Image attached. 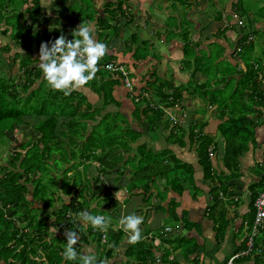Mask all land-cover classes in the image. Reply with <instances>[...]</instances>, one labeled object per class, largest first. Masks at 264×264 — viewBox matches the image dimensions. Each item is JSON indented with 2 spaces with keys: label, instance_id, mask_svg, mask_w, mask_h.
<instances>
[{
  "label": "trees",
  "instance_id": "1",
  "mask_svg": "<svg viewBox=\"0 0 264 264\" xmlns=\"http://www.w3.org/2000/svg\"><path fill=\"white\" fill-rule=\"evenodd\" d=\"M60 1L66 5L69 0ZM50 9L53 10V7L50 6ZM87 10H94L93 0L74 1V5L58 9L56 17L42 15L44 8L41 0H0V33L4 36L9 35L11 38L5 44L0 43V52L5 55L6 61L10 58L9 60L13 61L18 66L17 70H21L22 73L15 78H12L8 72L0 73V144L2 140H7L5 151H0V264H81L78 261H65L63 258L62 253L67 243L65 232L76 231L78 234L81 232L78 214L84 211L85 207L89 209L96 196L99 202L104 200L102 212H105L103 209L107 207L106 202L109 205L116 204L117 201L111 191L101 189L100 185L104 183L105 176L116 172L121 173L120 176H124L127 170H130V175L127 177L129 181L125 188L130 196H134L135 193L147 195L152 189H156L157 198L166 202L168 193L172 192L182 196L185 189L193 191L194 198L204 195L205 191L197 186L198 179L195 166L201 167L203 169L202 182L212 186L208 215L213 220L221 222L218 223V229L223 234L226 233L230 223L229 220H226L227 215L224 207L227 204L230 206L232 202L223 201L221 194L227 195L234 191V188H230L232 187L231 182L241 179V159L250 150L249 142L255 138V128L262 124L261 121L258 123V115H260L261 120L262 112L252 105L250 99L254 98V94H259L260 100H264V92L262 91L264 84L262 80L260 83L256 80L257 73L261 76L264 75L263 68L260 67L256 70L249 69L247 66L248 71L243 73L245 75L241 81L237 82L239 84L237 87L231 80L226 85L232 91L231 97L227 100L228 104L221 105L220 99L222 98L218 95L220 91H210L208 88H212L213 81H216L217 85L220 81L221 83L225 81V79L219 78L221 74L229 76L232 72L228 73L229 71L221 69L219 65L215 64L218 57L214 56L210 59L207 55H203L205 58H199V56L193 58L189 49L186 48L184 57L187 67L192 64L191 67H195V70L191 73V79L187 85L170 88L171 92L160 88L155 93L164 98L162 103L165 106L161 107L156 104L155 99L151 98L152 101H149L144 96L137 102L136 97L138 95L134 96L129 88L127 89L133 97L137 110L148 121L150 129L158 130L162 128L161 126H167L165 128L169 132L166 136V143L170 146L178 145L183 148L189 145L188 147L195 151L197 160L193 162L194 164L183 161L171 149L155 150L145 143L134 148L131 144H136L143 133L132 129V124L126 113H121L119 109H110L112 102L119 108L114 97V89L116 86L125 87V75L121 73L113 78L114 75L108 72L96 74V77L99 75L100 79L97 80L95 77L91 87L94 90L98 89L95 91L104 103L95 107L79 90L73 91L68 96L52 90L39 67L41 43H48L51 46V42H54L60 35H66L57 28L52 31L43 28L42 32H39V28L34 22L47 19V22L53 25L52 19H62L64 29L70 31L68 40H72L74 37L71 33L77 29V25L74 26L75 20L85 18L90 21H87L88 23L92 22V18H90L92 15ZM250 10L251 8H244L242 5L238 12L240 16L248 18ZM259 10L260 18H264V6L260 7ZM258 13L256 12L255 17ZM98 20L101 25L105 24L106 26L105 20L101 18ZM255 20L257 21V18ZM255 20L248 19L249 30H251L249 34H256L251 25L253 22L255 25ZM260 21L262 20L260 19ZM240 22L243 23V21ZM241 30L244 35L239 42L243 44L248 54L253 53L254 43L245 45L246 35L244 32L247 29L241 28ZM11 42L15 43L16 46L12 45ZM12 51L16 52L12 54ZM125 70L128 72L132 88L136 90L137 86L130 78L131 73L126 68ZM199 73L206 77L205 83L197 84ZM87 86L89 87L88 84ZM184 92L187 93V97L184 96ZM210 92L213 95L209 99L207 94ZM238 92L240 99L236 103L233 100V106H230L229 102ZM197 95L201 99L208 98L209 105L219 104L216 111H218L217 118L221 123L215 133H206L205 129L208 122H202L201 119L199 122L197 119L193 120L189 128L184 127V125L173 128L170 125L172 121L166 115L164 108L174 110L177 115V108H182L184 102ZM77 96L83 103L82 107L80 102L75 99ZM61 103L72 105L74 107L72 111L75 114L71 117L61 115L57 111L59 110L57 106ZM177 105L180 106L176 108ZM51 109L54 110L49 115L48 112ZM62 112L64 111L62 110ZM109 114L113 115V119L108 116ZM78 117L84 119L80 120ZM30 119H34L33 124H29ZM106 119H110V121H106ZM117 119H121V122H116ZM164 119L167 122H164ZM89 122H96V124L89 127ZM102 123L105 124L110 139H99L96 136L94 128ZM120 123L125 129L120 127ZM58 125H61L65 130L59 131ZM23 126L32 129L35 136L27 137L20 143L17 140L19 144L15 145L12 153H8L12 140L16 141L12 137L16 134V130ZM111 128H114V131ZM119 129L123 130L119 131ZM111 132L113 134H110ZM122 132H127V134L122 135ZM33 139H36L37 142L32 143ZM109 140L114 144H111ZM120 145L125 149L122 153V150L117 149ZM209 148H213L214 153L218 154L219 149L223 150V165L228 171L226 178L221 173L216 175L215 165L208 152ZM63 150H65L64 154L59 153ZM134 150L136 155L128 156L129 158L126 159L125 155ZM56 154H58L59 159L68 162V168L65 169V166L62 165L61 167L55 162L50 168V158ZM2 161L4 163H1ZM91 162L99 165L96 177H92L90 173L89 179L80 185L67 184V178L71 180L74 173L82 175L79 168ZM263 168L264 165L261 169L263 170ZM50 173H53V176ZM225 179L229 180L225 182ZM48 184L55 188L51 195L48 193ZM261 187H264V177L261 182L254 183L248 188L252 193L249 207L254 211H256L255 201L260 194V189H257ZM40 188L41 190H39ZM92 189H94L93 194H90ZM64 196L68 198V201ZM95 204L96 207H100L99 203L96 202ZM178 205L173 199L168 204L167 209L163 207L162 209L164 212L170 213V216L178 219L176 212ZM255 217L256 214L250 220L251 228L254 225ZM191 224L184 218L186 230L190 231ZM110 225L111 222L105 234L106 242L102 241L103 231L89 228V226L86 235L79 234L82 239L93 237L99 248L107 249L105 259L112 256L113 251L117 248L116 245H119V239L123 235L121 230L112 229ZM52 227L57 228L58 236L49 230ZM176 229L178 228L176 227ZM51 236L53 239L49 241ZM162 242L170 245L173 253L182 249L186 250L188 263L199 264L197 255L199 246L195 244L193 247H189V244L196 242V240L186 236L170 237V234L166 233ZM147 243V241L138 242L135 247L138 248L135 251L136 254L138 251H142V246L145 249L152 247ZM186 247H189V250ZM76 251L81 255L79 250L76 249ZM135 252L128 249L126 255L133 257ZM145 252L148 255L146 250ZM192 255H196L194 259L191 258ZM105 259L103 258L102 261H106ZM142 259H140L141 261L138 260L139 264H145ZM100 262L97 261V264Z\"/></svg>",
  "mask_w": 264,
  "mask_h": 264
},
{
  "label": "crops",
  "instance_id": "2",
  "mask_svg": "<svg viewBox=\"0 0 264 264\" xmlns=\"http://www.w3.org/2000/svg\"><path fill=\"white\" fill-rule=\"evenodd\" d=\"M74 1L80 2V0H69L64 5L60 0H54L50 4L54 11L50 9L51 11L48 12V16L54 17V14L57 15L56 11L58 9L72 6L74 5ZM253 1L93 0L94 10H87V12L92 15L90 17L92 18L90 24L94 26L96 39L98 42L105 43L108 48V52L105 55L108 56V59L104 56L99 63L116 60L115 62L118 65L126 68L131 73L130 78L137 86L136 90H134L135 92H133L134 96L144 92L145 95L152 96L153 98L156 95V91L160 88H164V91L171 92L170 88H179L189 83L191 73L194 72L195 67H191L192 64H189V67H187V62L184 57V50L186 48L189 49V53H191V49H196L199 58H205L203 55H207L210 59L214 56L218 57L215 64L219 65L221 69L223 68L229 71L228 73L232 72L229 76L221 74L219 78L225 79V81H222V83L220 81L219 85L215 83L216 81H213L212 83H214L213 86L215 88H208L210 91H224L227 88L226 85L231 80L237 87V82L239 80L241 81L245 75L243 73L248 71L247 66L249 69L258 70L262 67L264 70V51L262 55L260 54L261 58L256 60V48H254L253 53L248 54L243 44L239 42L244 35L241 28H244L247 29L244 32L246 35L245 45L253 42L255 46L256 34H249L251 30H249L248 19L255 20L257 18L255 25L254 22L251 24L252 28H254L256 33L264 35V18H260V12L255 17L256 12L251 6ZM255 3L258 5V9L264 6V0H255ZM120 5L121 7L119 8ZM242 5L244 8H251L248 18L240 16L238 12ZM43 8V12H47L46 7ZM77 11L80 12V10ZM98 18L105 20L106 26L105 24L101 25ZM170 20L179 21L178 28L174 30L171 28L172 34L167 25ZM186 20L188 21V26L184 28ZM78 21L80 20H75L77 25L83 23ZM240 21H243V26H240ZM49 24L52 25V23ZM102 26L105 27L102 28ZM224 34H226L227 38H225L226 36ZM1 37L10 38L9 35H1ZM142 53H146L147 55L141 60ZM100 72H103V70ZM257 74V82L260 83L262 80L264 84V75ZM96 79H100L99 75H97ZM197 81V84L205 83L206 77L202 73H199ZM92 84L93 81L89 87L86 85L78 90L88 98V101L93 106L99 107L104 102L91 87ZM157 84L159 85L158 90L153 89V86ZM127 88L126 84L125 87L116 86L114 89V97L119 104V108L115 107V109H119L121 113L128 115L133 130L143 133V136L138 142L131 145L136 148L138 145L145 143L155 148V150L171 149L183 161L195 162L197 155L194 150L192 151L193 157H195L194 161L189 160L186 155L191 154L188 150L185 151L186 148L191 150L188 147L189 145L184 148L178 145L170 146L166 143V138L162 137L160 140H157L146 133L144 130V119L147 124L148 121L137 110L133 102V97H131L132 95H130V91ZM262 91L264 92L263 88ZM254 95V98L250 100L252 105L262 112L261 120L260 115H258V120L261 123L263 120V123H260L261 125L255 130V138L258 146H250V150L241 159V179L231 182L232 187L230 188H234V191L229 192L227 195L221 194L223 201L227 203L232 202L230 206L227 204L224 207L227 215L226 220L230 221L225 234L218 229V223L221 222L213 220L208 215L211 200L210 190L212 186L202 182L203 169L201 167L195 164L198 179L197 186L205 191L204 195L194 198L193 191L185 189L182 196H178L172 192L168 193L166 202H162L157 198L158 193L156 189H152L147 195L135 193L134 196H130L125 188L129 181L127 177L130 175V170H127L124 176H120L121 173L118 172L105 176L104 183L100 185L103 190L109 189L117 201L114 205H109L106 202L107 207L103 210H110L114 217V222L110 220V227L122 231L123 235L119 239V245H116L117 248L113 251L112 256L105 259L107 249L99 248L98 244L93 240V237L82 239L79 236V242L75 247L80 251L81 255L94 254L97 261H102L104 258L106 260L104 264H139L138 260L141 261L140 259L142 258L145 264H189L186 258V250L182 249L173 253L170 248L171 246L162 242L163 236L168 233L170 237L186 236L189 239L196 240V242L190 243L189 247H193L195 244L199 246L197 252L199 264H228L230 259L235 255L249 250L248 239L255 234V237L260 235V245L256 244L255 239V246L249 254L236 259L233 264H264V223L258 229L256 222H254L251 228L250 221H247V217L252 214L251 207H249L252 193L248 188L254 183L261 182L264 177V168L263 170L261 169L264 165V100H260L259 94ZM184 96L187 97L186 92H184ZM162 101H164V98L160 97L159 102L156 101V104L161 107L165 106ZM199 102L202 103V100L197 95L184 102L182 108H177L180 105L176 106L177 115H186L190 121L188 124L185 122L182 125L189 128L192 125V119H197L198 122L200 119H206L208 126L205 131L209 130V133H215L218 125L221 123L215 117L214 110L217 108V105H206L205 107L209 109L210 114L207 113L203 117L197 113L200 107ZM95 124L96 122H89L88 125L91 127ZM161 127L166 129L165 127L167 126ZM151 131L157 130H152L148 126V132ZM159 133L162 134V131H159ZM117 149L122 150L121 153L125 150L121 145ZM215 154L216 161L214 165L216 175L218 176L221 173L225 177L223 150L219 149V154L216 152ZM132 155H136L135 150L125 155V157L128 159V156L131 157ZM92 166L93 171L91 174L97 173L99 168L96 165ZM262 188L264 187L258 188L257 190L260 189L259 191L261 192L263 191ZM64 198L68 201L66 196ZM247 198H249V201ZM173 199L179 204V207H176L178 219L170 216V213L167 211L164 212L162 209V207L167 209L168 204ZM94 204L92 202V209L100 208ZM90 210L86 207L84 208V211L88 213ZM254 212L256 214V211ZM132 214L143 217V223L140 225L141 240L139 242L147 241V244L152 245L149 249H145L142 246V251H138L137 254L135 252L138 249L135 248L137 243L132 244L128 242V234L123 231L119 223L122 217ZM98 215L104 216L102 213ZM184 218L192 223L190 231L185 229ZM87 230L88 227L82 229L79 234L86 235ZM55 235L58 236V232ZM53 236L49 238V241L53 239ZM189 247H186V249L189 250ZM128 249L135 252L133 257L128 256V254L126 255ZM145 250L148 252V255ZM136 255L140 258L138 259ZM195 256L192 255L191 258L194 259Z\"/></svg>",
  "mask_w": 264,
  "mask_h": 264
},
{
  "label": "clouds",
  "instance_id": "3",
  "mask_svg": "<svg viewBox=\"0 0 264 264\" xmlns=\"http://www.w3.org/2000/svg\"><path fill=\"white\" fill-rule=\"evenodd\" d=\"M71 35L74 37L72 40L60 35L51 42V46L48 43H41L39 48V67L44 79L52 90L62 92L65 96L89 84L97 72L104 70L107 73L108 71L102 68L107 63L117 64L115 61L99 64L107 54L108 48L105 43L98 42L94 35V26L90 23H81ZM77 218L82 229L91 226L95 230L106 232L110 224V218L92 215L86 211L80 212ZM119 223L128 234L129 243L135 244L141 240L140 225L143 223V217L127 215L122 217ZM49 230L54 234L57 232L55 227ZM65 236L67 243L62 256L66 261L79 259L81 264H97L94 254L79 255L76 251L75 246L79 242V234L76 231H66ZM100 264L104 262L101 261Z\"/></svg>",
  "mask_w": 264,
  "mask_h": 264
},
{
  "label": "rangeland",
  "instance_id": "4",
  "mask_svg": "<svg viewBox=\"0 0 264 264\" xmlns=\"http://www.w3.org/2000/svg\"><path fill=\"white\" fill-rule=\"evenodd\" d=\"M54 0H41V3H42V6L43 7H46V10H47V12H43L42 13V15L43 16H48V12L49 11H51L50 10V4L53 2ZM252 8H253V10L255 11V12H260V10L258 9V5L255 3V0L253 1V3H252ZM55 15V17H56V14H54ZM18 20V19H17ZM80 21H78V22H85V23H88L87 21H86V19L85 18H80L79 19ZM52 22H54V24L53 25H50L48 22H47V19H44V21L43 20H38V21H35L34 23H36V25L38 26V28H39V32H42V29L43 28H48L50 31H52L54 28H57V29H61V31L63 32V33H65V37H66V39L68 40V37H69V34H70V31L69 30H65L64 29V21L62 20V19H52ZM48 23V24H47ZM187 23H188V21L186 20L185 21V26H184V28H186L188 25H187ZM45 24H47L46 26H44ZM75 24H76V22H74V26H75ZM81 24V23H80ZM178 24H179V21H176V20H170V21H168V26H169V30H170V33H171V28L174 30L175 28H178ZM77 25V24H76ZM73 26V27H74ZM78 26L79 25H77V28H78ZM1 30V29H0ZM172 34V33H171ZM170 36H172V35H170ZM3 37V36H2ZM1 37V34H0V43L1 44H5V43H7L9 40H10V38H8V37H4V38H2ZM12 43V42H11ZM103 43V42H102ZM12 45H14V46H16L14 43H12ZM255 59L256 60H258V59H260L261 57H260V54L262 55V52L264 51V35H262L261 33L259 34V33H256V40H255ZM16 51H12L11 53L12 54H14ZM146 53H142V55H141V57H140V59L142 60L143 58H145L146 57ZM191 55L193 56V58L194 57H196L197 56V51H196V49H191ZM105 58L106 59H108V56H105ZM10 59V58H9ZM8 59V61H6V59H5V55H3V53H1L0 52V60H2L4 63L2 64L1 62H0V73H10L11 75V77L12 78H15V77H19V75H21L22 73H21V70H17V68H18V66L17 65H15L14 64V62L13 61H11V60H9ZM202 61V60H201ZM9 62V63H8ZM99 64H102V63H99ZM204 64H207V63H204ZM10 71V72H9ZM103 72H105L104 70H103ZM92 82V81H91ZM91 82H89V84L88 85H90L91 84ZM158 87H159V85L157 84V85H155V86H153V89H156V90H158ZM212 88H215V86H213ZM96 91L98 90V89H95ZM151 90V89H150ZM220 91V90H219ZM157 92V91H156ZM232 93V91L230 90V89H228V87L226 88V90H224V91H220V92H218V95H219V97H221L222 99H220L221 100V105H223V104H228L227 103V100H229L230 99V94ZM78 95H80L79 93H78ZM213 95V93L212 92H210L209 94H207V97L210 99V97ZM139 96H144V97H146L149 101H152L151 100V98H152V96H148V95H145L144 94V92H142ZM240 93L238 92L237 94H235V97L233 96V98L231 99V101L229 102L230 103V106H233V100H235V103L238 101V99H240ZM153 98L155 99V101H158L159 102V100H160V96H157V95H155V96H153ZM208 98H204V99H201L202 100V103H200L199 102V108H198V111H197V113H198V115H200V116H206L207 115V113H209L210 114V111H209V109L207 108L206 109V105H208L209 104V100H208ZM223 98H226V99H223ZM75 99H76V101L77 102H80V104H81V107H82V105H83V103L81 102V100H80V98H79V96H77V97H75ZM154 104V103H153ZM219 105V104H218ZM218 105H217V107H218ZM59 107V110H57L61 115L62 114H64L65 116H67V117H71L72 115H74L75 114V112L74 111H72L73 109H74V107L72 106V105H68L67 103H61V104H58V106H57V108ZM62 107V108H61ZM115 107H116V104H114L113 102L110 104V109H115ZM127 107V106H126ZM64 111V112H62V110ZM109 109V110H110ZM122 109V108H121ZM53 110L54 109H51L49 112H48V114L50 115L52 112H53ZM124 111V110H123ZM214 111H216V109L214 110ZM217 113H218V111H216L215 112V117H217ZM112 114H109L108 116L110 117V118H112L113 119V115L111 116ZM52 116V115H51ZM51 116H49V117H51ZM80 118V120H82V119H84L83 117H78V119ZM60 119H62V118H60ZM167 119H168V117H167ZM33 120L34 119H30L28 122H29V124H33L34 122H33ZM41 120H44V119H41ZM192 120H196V119H192ZM191 120V121H192ZM208 120V119H207ZM37 121H39L38 119H37ZM106 121H110V119H106ZM121 122V119H117L116 120V122ZM204 121H206V119H202V122H204ZM164 122H167V120L166 119H164ZM185 122L188 124V122H190L189 121V119L187 118L186 120H185ZM258 123H259V120H258ZM262 123H263V120H262ZM144 124H145V128H144V130L146 131V133L150 136V137H152L153 139H157V140H160L162 137H164V138H166V136H167V132H168V130L167 129H163V128H161V129H159V130H157V131H151V132H148V124L145 122V119H144ZM120 125H121V123H120ZM170 125H172V127L173 128H176V127H178V126H182V125H173V124H171L170 123ZM108 127H112V126H108ZM121 128H123V129H125V127H123L122 125L120 126ZM77 128H79V126H77ZM113 131H114V128H111ZM123 129H119V131L120 130H123ZM58 130L60 131V130H65V128L63 129L62 128V126L61 125H58ZM166 130H167V132H166ZM255 130H256V128H255ZM96 131V132H95ZM107 131V129H106V126H105V124L104 123H102V124H100L99 126H97V127H95L94 128V132H95V134H96V136L99 138V139H104V138H108V139H110V136H108L107 134H109V133H107L106 132ZM159 131H162V134H160L159 133ZM150 133V134H149ZM206 133H209V130H206ZM110 134H113L112 132L110 133ZM124 134H127V132H122V135H124ZM187 135V134H186ZM30 136H32V137H34L35 136V132L32 130V129H30V128H27V127H21V128H18L17 130H16V134H14V136L12 137V139H16V141H14V140H12L13 142H11L12 144H10V147H9V149H8V153H12L13 152V150H14V148H15V145H18L21 141H23V140H25L27 137H30ZM17 140L19 141V143L17 142ZM34 141H32V143H35V142H37V140L36 139H33ZM109 142H111L110 140H109ZM111 144H114V142H111ZM116 144V143H115ZM6 145H7V140L6 141H4V140H2V143L0 144V151H5L4 150V148L6 147ZM249 145L250 146H254V147H257L258 146V142L256 141V138H254L252 141H250L249 142ZM210 149H212L213 150V148H209V150H208V152H209V155H210ZM188 150V152L189 153H191V154H186L187 156H188V159L189 160H192V161H194V159H195V157H193L194 155L192 154V151L193 150H189V148H186L185 149V151H187ZM214 152V151H213ZM39 153L41 154V151L39 150ZM59 153H61V154H64L65 153V150H63V151H59ZM211 158H212V162H213V164H215V153L213 154V157L212 156H210ZM56 158V161H54V159ZM4 159H5V157H4ZM53 162H55V163H57V164H59L61 167H62V165L63 166H65V169L66 168H68V162H64V159H59V156H58V154H56L55 156H53L52 158H50V168L52 167V163ZM1 163H4V161H2ZM92 165H95V163L94 162H91L90 164H84L82 167H80L79 168V172H81L82 173V175H77L76 173H74L71 177H72V179L71 180H69L68 178H67V184H69V183H71V184H78V185H80V184H82V182H86L88 179H89V175H90V173L93 171V166ZM96 166L99 168V165L96 163ZM225 170V169H224ZM51 174V176H53V173H50ZM224 174L227 176L228 175V171H224ZM91 176L92 177H96L97 176V173H93V174H91ZM102 178V177H101ZM226 178V177H225ZM229 179H225V182L226 181H228ZM31 189H32V187H31ZM54 189L55 188H53V186L52 185H50V184H48V193H49V195H51V194H53V192H54ZM39 190H41V188L39 189ZM93 191H94V189H92L89 193L90 194H93ZM248 199V201H249V198H247ZM99 203L100 204V208H94V210H91L89 213L90 214H92V215H98V214H100V213H103L104 214V216L106 217V218H110V220L112 221V222H114V217H113V215L111 214V211L110 210H104L105 212H102V205H103V202H104V200L103 201H101V202H99V200H98V198H97V196H96V198H94L93 199V203ZM94 205H96V204H94ZM94 207V206H93ZM48 209V208H47ZM89 209H92V206H89ZM251 210V216H248L247 217V221H250L252 218H254V214H255V212H254V210L253 209H250ZM89 228H91V226H89ZM89 230V229H88ZM255 239H256V244L257 245H260V235H258V237L256 236L255 237ZM76 261H78V262H80V260H76ZM81 263V262H80Z\"/></svg>",
  "mask_w": 264,
  "mask_h": 264
},
{
  "label": "built area",
  "instance_id": "5",
  "mask_svg": "<svg viewBox=\"0 0 264 264\" xmlns=\"http://www.w3.org/2000/svg\"><path fill=\"white\" fill-rule=\"evenodd\" d=\"M240 25L243 26V23L240 22ZM103 69H105L108 72L114 73V74H123L126 76V80H125V84L126 86L129 88V90L133 93L135 92L134 89L132 88V84L130 79L128 78V72L125 70L124 67H121L120 65H117L115 63H107L106 65H104L102 67ZM137 96V95H136ZM143 98V96H137L136 97V101L139 102V100H141ZM164 111L166 113V115L170 118V120L172 121L173 125H182L183 123H185V120L187 119L186 115H182V116H178L174 113V110L171 109H166L164 108ZM213 150L210 149V156L213 157ZM255 210H256V218H255V222H256V227L259 229L260 226L263 225L264 223V189L263 191L260 192V194L258 195L256 201H255ZM106 232H103V237H102V241L106 242ZM254 239H255V234H253L249 239H248V251L247 252H240L237 255H235L232 259H230L228 264H233L234 261L238 258H240L241 256H245L248 255L249 252L254 248ZM159 261V259H158Z\"/></svg>",
  "mask_w": 264,
  "mask_h": 264
}]
</instances>
